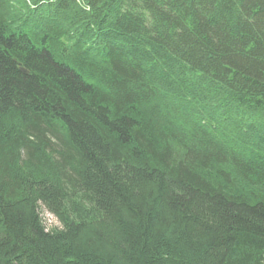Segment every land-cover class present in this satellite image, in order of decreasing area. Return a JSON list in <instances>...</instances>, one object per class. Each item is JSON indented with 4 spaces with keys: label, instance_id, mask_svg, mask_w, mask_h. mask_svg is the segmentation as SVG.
<instances>
[{
    "label": "trees",
    "instance_id": "obj_1",
    "mask_svg": "<svg viewBox=\"0 0 264 264\" xmlns=\"http://www.w3.org/2000/svg\"><path fill=\"white\" fill-rule=\"evenodd\" d=\"M0 264H264V0H0Z\"/></svg>",
    "mask_w": 264,
    "mask_h": 264
},
{
    "label": "rangeland",
    "instance_id": "obj_2",
    "mask_svg": "<svg viewBox=\"0 0 264 264\" xmlns=\"http://www.w3.org/2000/svg\"><path fill=\"white\" fill-rule=\"evenodd\" d=\"M41 215L43 216V218L45 219V221L47 223H51L53 225H58V221L55 219V217L45 208V207H41Z\"/></svg>",
    "mask_w": 264,
    "mask_h": 264
}]
</instances>
